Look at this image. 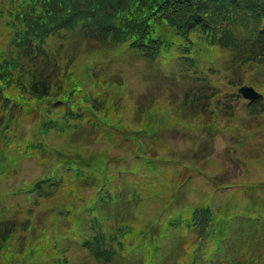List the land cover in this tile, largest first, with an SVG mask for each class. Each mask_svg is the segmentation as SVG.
Returning a JSON list of instances; mask_svg holds the SVG:
<instances>
[{"label":"trees","instance_id":"obj_1","mask_svg":"<svg viewBox=\"0 0 264 264\" xmlns=\"http://www.w3.org/2000/svg\"><path fill=\"white\" fill-rule=\"evenodd\" d=\"M1 23L9 34L10 50L0 52V127L5 112L13 104V122L18 120V114L24 106L30 114L35 112L40 115L39 122L43 124L44 130L58 132L78 126L82 118L77 113L84 110L74 113L75 109H82L83 106L87 112L107 109L113 90L102 87L95 76L85 77L84 66L77 60L78 54L64 51L70 34L75 39L80 38L78 41L86 40L105 49H132L146 60L158 59L160 54V57L169 56V50L173 48L186 54L219 46L227 48L234 64L244 66L248 71H254L256 66L264 68V0H0ZM57 36L58 49H46V42ZM79 47L83 48V45ZM209 72H214V69ZM88 86L93 89L92 110L85 100ZM216 95L217 90L210 95L200 92L198 95L193 94L192 99L186 98L185 102L196 104L198 101L211 100ZM86 115L91 117L88 113ZM136 117L139 118L133 123ZM146 117V110L134 107L131 94L126 90L118 103L98 115L91 132L96 131L97 136L122 139L126 143L121 141V144H127L128 151L136 155V136L146 129ZM57 145L64 148L67 143L57 142ZM44 150V147H38L35 151ZM57 159L53 146L44 160L52 163ZM68 167L70 173L60 190L63 195L82 188L77 161H70ZM38 184L39 181L35 186ZM147 184L151 187L152 181H147ZM149 193L147 190V196ZM49 195L50 189L45 192L44 197H48L43 204L50 198ZM57 201L59 206L51 207L59 208L67 202L64 198H57ZM43 206L36 212H47L48 206ZM59 211L55 210L51 214L56 213L53 220V227H56L54 237L49 234L52 226H47L50 223L47 221L42 229L45 236L38 237L29 246L23 245L25 251H32L28 260L33 264L39 259L34 251L41 248L39 241L46 248L77 244L90 232L94 235L106 232L109 224L94 218L93 211L95 213L96 208L93 205L84 218L83 207L76 213L70 212V222L63 219ZM208 218L209 215H206V223ZM31 224V221L25 224L29 231ZM99 224L104 225L93 229L94 225ZM0 226L3 227L0 229V263L5 264L8 256L3 253L6 249L4 246L16 234V226L13 223ZM197 226V223L190 225L191 228ZM26 227L24 231L27 233ZM169 230L174 232L169 227L166 232ZM250 231L252 233L248 236V246L244 252L247 264H264V237L259 236L255 223ZM112 235L121 241L129 238V234L124 231ZM167 236H159V240L163 241ZM53 240L59 245L52 244ZM82 245L90 246L91 256L107 259L105 252L95 249L89 239L83 240ZM44 256L50 258V254ZM55 264L67 262L59 259Z\"/></svg>","mask_w":264,"mask_h":264},{"label":"rangeland","instance_id":"obj_2","mask_svg":"<svg viewBox=\"0 0 264 264\" xmlns=\"http://www.w3.org/2000/svg\"><path fill=\"white\" fill-rule=\"evenodd\" d=\"M129 62H126L125 60L121 61H115L112 63L111 67H115L116 69L121 70L124 74L127 72H130L133 76H136L139 73H136V69L128 70L127 65ZM170 72V70H168ZM172 74V73H171ZM230 78V75L223 74L221 78H218L219 81L222 82V86L224 91L230 90L232 87L225 85L227 80ZM172 82V83H171ZM165 81L164 85H172L177 88L181 93L187 92L190 87L192 86L188 81L179 80V81H173L171 80ZM142 86L140 82L136 81L135 88L140 89ZM175 91L174 88L171 87H163L162 90L160 91L159 96H163V101L166 102L169 100L170 95ZM230 93V92H229ZM140 95V91L135 93L134 96L138 97ZM149 97L151 96V93L148 95ZM181 98H183V94L180 95ZM239 103L235 102V105L237 106ZM245 110L240 114V116L236 119V123H238L240 126H252L254 124H259V125H264V120H259L260 117L258 118L256 115L255 117L257 118H250L248 115V108L244 104ZM243 106L239 107V110H242ZM253 123V124H252ZM190 125H186L182 120L177 123L175 126L176 132H178V137L177 140L173 138L174 143L180 147V150H182V153L184 150L187 148H190L194 150V154L196 155L197 158H201L204 152V149H202V146L198 148L197 146L192 148L191 144L192 141V136H186V133L189 132L191 127ZM212 130L217 133L220 132L222 134L226 135H218L216 137V140H212V145H215V151H213V154L209 159L204 160V164H184L181 156H168L167 160L170 163L177 164V165H182L184 168L190 170L191 175L195 179V185L192 189V191L196 194L198 197L199 201H210L214 202L215 198L212 194H208V190L206 187V178H211V177H218L219 175H223L225 172V166L226 169H228V178H234L238 174L242 172L243 169V164L241 161L238 159L237 155L233 154V150L237 152H240L242 150H245L247 147H250L251 143H255L257 145V149L255 152V156H248L244 159V164L247 166V170L250 171V173L244 174V172L238 177V182H243L245 185H251L253 184V188H255L256 194H258V184L264 182V138L259 139V135L261 132L264 134V129H261L260 126H254L251 128H237L235 129V132L238 135L231 134L233 131V128L231 127H224L223 125H217L212 128ZM193 133V132H192ZM238 136L240 137L241 141L238 143H234L238 140ZM189 137V138H188ZM212 138V135H202L198 138L199 142H208ZM197 141V143H198ZM231 145H230V143ZM188 144V147H184V144ZM233 143V144H232ZM175 145V147H176ZM217 148V150H216ZM251 150H246L244 152H241L240 155L242 156H247V153ZM259 155L257 156V154ZM233 154V155H232ZM119 155V153H118ZM121 155V154H120ZM202 165V166H201ZM206 167V168H205ZM208 167V168H207ZM209 169V172H208ZM42 172V169L34 167V161H29L25 165V168L23 171L17 175V183L12 186H18L21 185L22 182H30L33 179L35 180L38 175ZM257 172L260 173V177H257ZM261 181V182H260ZM213 186L216 189L220 188H226L228 186V183H217L213 182ZM9 186H0V195L4 190H7ZM225 192H223V195L221 196V205L225 204L226 200H228V205L232 204L234 205H245L246 199L251 200L253 209H256L258 211V205L259 202L253 199L250 195L248 197H245L244 195L237 194L236 195V189H224ZM263 192L261 191V194ZM1 199V196H0ZM244 206V212H246V209ZM153 211L156 210V208H151ZM154 214L156 212H153ZM226 217H228V213L226 212ZM247 223H253L252 221H245ZM223 232V231H222ZM258 234H264V232L258 233ZM79 259H77V262ZM88 264H92V261H88ZM116 264V263H113Z\"/></svg>","mask_w":264,"mask_h":264},{"label":"water","instance_id":"obj_3","mask_svg":"<svg viewBox=\"0 0 264 264\" xmlns=\"http://www.w3.org/2000/svg\"><path fill=\"white\" fill-rule=\"evenodd\" d=\"M247 96H250V97H252V95H247Z\"/></svg>","mask_w":264,"mask_h":264}]
</instances>
